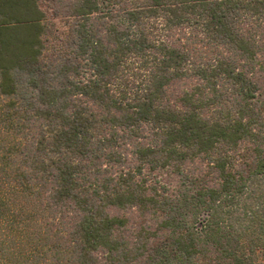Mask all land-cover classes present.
Returning a JSON list of instances; mask_svg holds the SVG:
<instances>
[{
  "label": "trees",
  "instance_id": "16d2710c",
  "mask_svg": "<svg viewBox=\"0 0 264 264\" xmlns=\"http://www.w3.org/2000/svg\"><path fill=\"white\" fill-rule=\"evenodd\" d=\"M127 2L77 0L70 12L67 0H0V264H264V0L110 11ZM240 13L254 34L234 26ZM132 56L152 71L128 102L108 85ZM226 102L237 119L202 118ZM145 166L191 187L148 195ZM185 169L203 175L189 182Z\"/></svg>",
  "mask_w": 264,
  "mask_h": 264
},
{
  "label": "clouds",
  "instance_id": "9594fccd",
  "mask_svg": "<svg viewBox=\"0 0 264 264\" xmlns=\"http://www.w3.org/2000/svg\"><path fill=\"white\" fill-rule=\"evenodd\" d=\"M77 4V0H67V7L69 9L70 12L74 11V6ZM103 7V6H101ZM134 7L133 3L131 2V0H128L127 3L125 4H121L119 6H117V8L114 9H110V11L112 12L113 15H116V13L119 11L120 8H125V9H132ZM122 15V13H120ZM98 15L97 13H92L91 15V19H95ZM78 19L77 16L75 15H71L69 17L70 23L68 25L69 28H71L76 20ZM246 20V23H242V21ZM159 24L160 27H163L164 25V20L163 17L160 18L159 20ZM233 24L237 29H240L241 31H243V33L245 35H251L254 34L253 30L255 29V25L252 24L251 19H248L247 16H245L244 13H240L239 15H237L234 20H233ZM68 29H65V31H67ZM133 31H135V29H133ZM255 39L256 41L259 43V45L261 46V51L258 53V58L260 61H264V31H261L259 33V35H255ZM157 43H159V40L156 41ZM220 53H222L224 56H230L233 55V53H231V51H225L223 48H221ZM235 61H236V72L239 73L241 71H244L245 69L242 68V65H246L248 63V61L240 59L238 56L235 57ZM86 62V61H85ZM139 59L135 56H132L130 58H128L124 64L121 66V71L120 74L117 78H115L113 80V82L111 84L108 85L109 89L111 90V94L119 99L121 96V91H125L127 93L128 96V102H132L134 100V97L137 93V88L133 87V85H141L142 83H144V81L147 80L148 76H149V72L152 71V67L149 66L148 70L145 71L143 69H141L139 67ZM142 72V77L137 78V74ZM251 75H255L254 69L252 72H250ZM70 79H75V77L70 76ZM83 82L87 83L88 80L86 78H83ZM125 81H127L128 83V87L125 88ZM221 84L224 85V82L221 81ZM224 87H227V85H224ZM229 93H231V89H228ZM143 93L141 92V95ZM208 97H206L205 99H207ZM79 99V97H73V100ZM236 98L233 96L232 100H235ZM0 100H3V104H0V107H3L4 104L7 103V100H4L3 97H0ZM173 104H175V101H173ZM88 107L90 109H92V111H97L96 107L92 104H88ZM177 110L182 111L183 109L180 108L179 105H176ZM229 110L230 111V115H231V119H237L238 118V112L233 108L232 103L231 102H226V106H221V107H213L211 108L210 111H207L206 114L202 115L203 119H209V120H214L216 118H219L217 114H223V115H228L229 114ZM115 114V113H114ZM99 118V117H98ZM221 122H223V120H221ZM247 121H245L246 123ZM99 129V126H98ZM116 132H118L120 135H125L126 132L125 131H121L120 129H115ZM253 131H258V129H253ZM102 138V137H100ZM126 147L128 149H130L132 152L134 151V145L131 143H127ZM222 145H218V148H221ZM248 147H253V145L251 143L248 144ZM244 149L241 148V152ZM229 156L234 155L233 153H228ZM126 157L129 161V166L131 167V169H134L137 165V161L135 159V157L133 155H127ZM237 165L240 164V160L237 158L236 160ZM126 170H128L126 168ZM185 171V175L188 176L189 178V182H196L200 179V177L203 175L202 172L199 171H191L189 172L187 169L184 170ZM154 178L149 177L148 175V168L147 166H145L144 168V175L143 178H147L148 179V183L146 185H144V188L149 189L148 195H152L153 193L151 192V189L153 187L156 188L157 191H160L162 188H167V196L170 197L173 200L179 199V197L181 196V194L186 190V188L191 187V183L189 184H185L183 186L180 185H173V186H168V185H163L160 184L158 179H157V174H153L152 175ZM142 180L141 176H137L136 180L134 181V183L139 184ZM105 194L101 193L100 196L103 197ZM165 195V193L161 192V197H163ZM100 201L97 200L96 201V205L97 208L100 207ZM103 213L105 214H109L111 212L110 207L105 206L102 209H100ZM150 224L152 225H160L161 223L164 222L165 220V216L164 215H157L156 217H150ZM225 223H229L227 217H225ZM151 231L155 232L156 229L155 228H151ZM169 233L166 232H160L157 234V237L162 240L164 238V236L168 235Z\"/></svg>",
  "mask_w": 264,
  "mask_h": 264
},
{
  "label": "rangeland",
  "instance_id": "374dc122",
  "mask_svg": "<svg viewBox=\"0 0 264 264\" xmlns=\"http://www.w3.org/2000/svg\"><path fill=\"white\" fill-rule=\"evenodd\" d=\"M165 180H167L166 178H165ZM170 180H175L174 178H171ZM168 181V180H167Z\"/></svg>",
  "mask_w": 264,
  "mask_h": 264
}]
</instances>
